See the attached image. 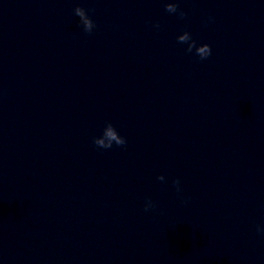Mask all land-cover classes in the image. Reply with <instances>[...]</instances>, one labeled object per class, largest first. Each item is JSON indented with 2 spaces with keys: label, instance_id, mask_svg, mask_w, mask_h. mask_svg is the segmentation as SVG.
<instances>
[{
  "label": "water",
  "instance_id": "water-1",
  "mask_svg": "<svg viewBox=\"0 0 264 264\" xmlns=\"http://www.w3.org/2000/svg\"><path fill=\"white\" fill-rule=\"evenodd\" d=\"M167 2L0 0V264H264V0Z\"/></svg>",
  "mask_w": 264,
  "mask_h": 264
},
{
  "label": "clouds",
  "instance_id": "clouds-1",
  "mask_svg": "<svg viewBox=\"0 0 264 264\" xmlns=\"http://www.w3.org/2000/svg\"><path fill=\"white\" fill-rule=\"evenodd\" d=\"M164 7L165 10L169 13L178 12V5L176 2H173V0H169V2L165 3ZM74 14L79 18V23L82 25L84 32L91 33L95 28V22L89 15L88 10H86L82 5H76ZM178 15L183 18L185 13L183 11H179ZM208 19L209 21H211L213 18L209 17ZM178 40L180 42L191 40V43L188 46V51L191 52L194 48V54L201 60L207 59L212 53V47L209 43L205 42L197 44L196 40L191 38L189 31H183V34L178 36ZM93 143L99 148L109 149L113 147V144H115L116 146L124 145L126 143V138L119 133V131L111 122H108L103 135L101 137H94ZM158 179L164 180V176L161 175L160 177H158ZM173 183L176 185L177 191L179 192V180H174ZM153 207H155L154 202L150 199L147 200L144 205L145 211ZM256 230L258 233L264 234V224H258Z\"/></svg>",
  "mask_w": 264,
  "mask_h": 264
}]
</instances>
